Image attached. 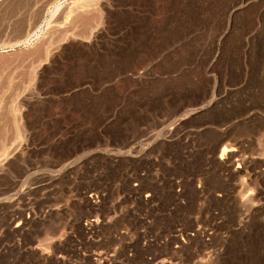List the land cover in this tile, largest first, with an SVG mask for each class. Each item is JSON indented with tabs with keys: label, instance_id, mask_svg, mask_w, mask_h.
I'll return each instance as SVG.
<instances>
[{
	"label": "rangeland",
	"instance_id": "374dc122",
	"mask_svg": "<svg viewBox=\"0 0 264 264\" xmlns=\"http://www.w3.org/2000/svg\"><path fill=\"white\" fill-rule=\"evenodd\" d=\"M114 115L167 131L152 153H90ZM108 157L158 164V263L264 264V0H0V264H62L72 199L95 184L78 162ZM122 203L104 211L136 210Z\"/></svg>",
	"mask_w": 264,
	"mask_h": 264
},
{
	"label": "built area",
	"instance_id": "2783aa9c",
	"mask_svg": "<svg viewBox=\"0 0 264 264\" xmlns=\"http://www.w3.org/2000/svg\"><path fill=\"white\" fill-rule=\"evenodd\" d=\"M116 116L105 118L103 128H98L102 132L101 135L107 143V147L94 149L90 153H152L142 147L150 141L159 140L160 133L167 131V125H164L167 121L160 120L161 128L149 129L141 126L136 128V132L139 134L133 135L129 131L132 119ZM123 140L132 143L131 146L129 148L121 146L118 141ZM80 162H78L79 173L87 175L91 172L92 175L89 176L95 180V184L77 187L75 198L72 199L73 209L77 210V206H80L82 214L78 220L71 221V225L64 231V237L58 240V245L67 247L65 252L68 258L65 255H60L62 264H142L143 261L147 264H160L157 261L158 254L163 248L168 247L167 236L169 233L165 234V242L164 240L159 241V232L154 219L160 215L159 212L155 215L160 202L156 195L157 192L153 189L145 190L143 184L144 181L150 179L161 183L158 164L154 162L147 165H135L136 163H134L131 166L129 164L121 172L118 169L109 171V167H119L118 159L113 157L104 158L98 166L85 161ZM133 170L137 173L136 178H133ZM172 180L174 179L172 178ZM126 181L128 182L127 191L121 190L120 186L125 185ZM114 189H117L116 197H111L108 192ZM199 192L201 198L199 203L205 205L208 195L205 194L204 189H200ZM213 196L216 199V192ZM115 199H123L121 208L128 207L130 202L136 200V210L134 209L133 214L126 213L121 217L117 215L118 219L115 220V217L110 215V208L107 212L104 211L110 207L109 202ZM177 203L186 204L183 198L178 199V197ZM63 209L66 212L69 211L67 208H58L56 214L59 217L65 215ZM166 210H174V207L170 204V207L166 206ZM209 211L216 217V208L214 212L213 208ZM44 213L43 217L47 216L46 211ZM13 215L15 214L13 213ZM168 215L170 214L164 215V218L166 219ZM76 224L79 225L78 230ZM180 226L181 224L175 223L173 227V230L178 234L182 232ZM17 230L22 233L27 232L22 228L12 231ZM200 230L203 233L202 226L198 225L197 232ZM177 233L176 235H178ZM185 245L186 242L180 241L175 245V249L179 250Z\"/></svg>",
	"mask_w": 264,
	"mask_h": 264
},
{
	"label": "bare ground",
	"instance_id": "6f19581e",
	"mask_svg": "<svg viewBox=\"0 0 264 264\" xmlns=\"http://www.w3.org/2000/svg\"><path fill=\"white\" fill-rule=\"evenodd\" d=\"M222 141V140H221ZM220 141V142H221ZM219 142V143H220ZM221 150V154H220V156H221V158H225L224 156L226 155V154H229L230 155V152H235L237 149L236 148H231V146L229 147L228 145H223V147L220 149ZM250 195V194H249ZM252 195H253V192H252ZM244 199V198H243ZM252 199V198H251ZM248 200H250V199H248ZM251 201V200H250ZM241 204H243L244 205V203L242 202V199H241Z\"/></svg>",
	"mask_w": 264,
	"mask_h": 264
}]
</instances>
